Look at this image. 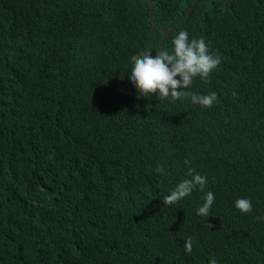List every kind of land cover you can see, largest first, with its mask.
Returning a JSON list of instances; mask_svg holds the SVG:
<instances>
[{
  "label": "trees",
  "instance_id": "1",
  "mask_svg": "<svg viewBox=\"0 0 264 264\" xmlns=\"http://www.w3.org/2000/svg\"><path fill=\"white\" fill-rule=\"evenodd\" d=\"M151 1L0 0V264H264V0ZM181 30L221 56L211 108L131 84ZM189 166L207 218L163 205Z\"/></svg>",
  "mask_w": 264,
  "mask_h": 264
},
{
  "label": "clouds",
  "instance_id": "2",
  "mask_svg": "<svg viewBox=\"0 0 264 264\" xmlns=\"http://www.w3.org/2000/svg\"><path fill=\"white\" fill-rule=\"evenodd\" d=\"M171 43V48L157 50L154 57L151 55L150 48L131 57L130 81L139 94L137 99L149 98L156 94L159 101L176 102L190 99L193 104L211 108L218 100L216 92L200 94L190 89L197 77L205 84L209 82L211 73L222 63L221 56L210 51L204 37L189 39V33L186 30L179 31L172 38ZM184 163L190 165V160L185 159ZM155 172L162 176L167 174L162 164H157ZM187 177L181 180L169 194L163 196V205L178 204L195 190L204 192L207 185L206 176L189 166ZM202 200L203 203L198 207L197 215L207 218L215 202V195L211 191L204 192ZM234 203L235 208L242 214L253 211L249 198H238ZM254 219L264 220V216L254 217ZM208 227L212 226L209 224ZM194 243L195 240L191 236L185 240L186 253L192 252ZM209 264H218V262L212 258Z\"/></svg>",
  "mask_w": 264,
  "mask_h": 264
},
{
  "label": "water",
  "instance_id": "3",
  "mask_svg": "<svg viewBox=\"0 0 264 264\" xmlns=\"http://www.w3.org/2000/svg\"><path fill=\"white\" fill-rule=\"evenodd\" d=\"M148 1V5H149V16L151 17V13H150V11H151V6H152V1L151 0H147ZM197 0H192V2H191V4H190V6H189V8L188 9H190L191 8V6L196 2ZM182 17H184V15L183 16H181L178 20H176L173 24H171L168 28H164L163 29V31L164 32H167L168 30H169V28L171 27V26H173V25H175Z\"/></svg>",
  "mask_w": 264,
  "mask_h": 264
}]
</instances>
